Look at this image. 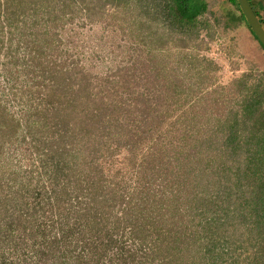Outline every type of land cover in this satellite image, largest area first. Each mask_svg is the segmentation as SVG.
<instances>
[{
  "label": "trees",
  "instance_id": "trees-1",
  "mask_svg": "<svg viewBox=\"0 0 264 264\" xmlns=\"http://www.w3.org/2000/svg\"><path fill=\"white\" fill-rule=\"evenodd\" d=\"M99 1L133 6L138 30L169 32L184 50L216 24L246 31L264 54L236 0L217 11L207 0ZM94 2L83 0L85 10ZM51 16L49 40L40 42L29 38L33 21L28 27L0 3V84L17 90L8 100L0 91V158L8 142L15 151L26 146L33 165L22 174L37 181L35 192L30 183L7 191L0 176V264H264L258 69L231 82L228 111L224 98L204 90L212 62L191 53L163 67L134 61L110 94L74 69L70 37L59 54L57 32L72 21ZM20 51V61L11 57ZM33 84L39 104H32Z\"/></svg>",
  "mask_w": 264,
  "mask_h": 264
},
{
  "label": "rangeland",
  "instance_id": "rangeland-1",
  "mask_svg": "<svg viewBox=\"0 0 264 264\" xmlns=\"http://www.w3.org/2000/svg\"><path fill=\"white\" fill-rule=\"evenodd\" d=\"M207 1L213 11H217L220 7H227L228 4L227 0ZM3 2L14 12L15 18L18 20L24 18L21 21L27 22L28 27H31L30 21L35 23L32 27L35 35L32 34V37L29 38L39 37L40 42H48L49 39L43 37V34L44 30L52 25L46 19L45 14L54 17L61 16L72 21L71 25L58 30L57 34L60 39L58 41L55 39L53 44L59 45V42L63 41V45L61 42L57 48L60 54V52L66 51L65 40L70 37L73 51L70 61H75L74 69L82 70L89 81H94L97 86L99 85L101 89L107 90L110 94L114 93L118 87L114 78H117L123 67L136 60L154 62L155 66L163 67L166 63L171 64V62L176 61L180 52L183 55L191 53L198 59L204 58L212 62L208 70L202 74V77H205L203 79L205 82L204 90L211 91V97L214 100L219 99V97L224 98L226 103L223 104L222 109L225 111L234 109L233 100L236 92L231 91L232 88L229 87L233 80L238 79L243 73H247L251 66H255L262 77L264 76V54L258 45L250 40L248 33L242 29L223 30L221 26L213 24L212 17L209 18V22L213 26L207 27L193 44L188 42L184 50L182 49L183 46L181 48L182 40L173 37L169 32L156 31L153 26L138 30L137 24H135L136 12L133 10V6L115 7V5L103 4L99 0H95L89 11H86L83 0H0L1 5ZM18 26L19 30L25 28L20 21H18ZM4 38L6 39L7 35ZM140 41L144 43L142 44ZM13 42L12 47H16L15 41ZM149 51H153L152 57H149ZM22 55L23 51H20L18 54L13 53L11 57L13 56L14 59L19 57L17 60L20 61ZM31 76L34 78L36 75ZM194 78V87L198 89L199 87L195 83L201 78L199 76ZM38 80H33L31 83ZM9 88V86L4 88L3 83L0 84V91L3 92L2 95H4L5 100L11 99L17 91L14 89L11 92ZM39 88L34 84L31 85L30 89L34 92L33 99L26 95L32 99L34 102L32 104H39L36 95V92L40 91ZM215 89L218 92H215ZM26 91H29V88H26ZM12 106L15 107L14 104ZM218 107L221 108V104L216 103L214 109L221 113L222 111ZM15 111L18 112L17 109ZM209 123L210 127L217 125L215 120ZM22 147V151L20 148L15 151L10 142L4 147V154L0 158V176L4 175L1 182L7 184L4 186L6 190L8 185H11L9 187L11 191L16 186L29 189V183L30 188L36 186V177L28 181L29 179L22 174L23 171L33 165V157L26 156L29 155V149L26 146ZM14 173L20 174L16 176ZM9 174L13 179H16L15 185L13 182L9 183ZM134 186L130 187V191L133 190ZM31 190L34 191V188Z\"/></svg>",
  "mask_w": 264,
  "mask_h": 264
},
{
  "label": "water",
  "instance_id": "water-1",
  "mask_svg": "<svg viewBox=\"0 0 264 264\" xmlns=\"http://www.w3.org/2000/svg\"><path fill=\"white\" fill-rule=\"evenodd\" d=\"M239 10L243 15L246 24L248 25L250 31L256 37L258 42L264 48V27L260 23L258 17L253 11L248 0H236Z\"/></svg>",
  "mask_w": 264,
  "mask_h": 264
},
{
  "label": "crops",
  "instance_id": "crops-1",
  "mask_svg": "<svg viewBox=\"0 0 264 264\" xmlns=\"http://www.w3.org/2000/svg\"><path fill=\"white\" fill-rule=\"evenodd\" d=\"M253 3V10L257 12L258 17L264 22V0H251Z\"/></svg>",
  "mask_w": 264,
  "mask_h": 264
},
{
  "label": "clouds",
  "instance_id": "clouds-1",
  "mask_svg": "<svg viewBox=\"0 0 264 264\" xmlns=\"http://www.w3.org/2000/svg\"><path fill=\"white\" fill-rule=\"evenodd\" d=\"M253 9V8H252ZM254 11V10H253ZM255 12V11H254ZM259 19V18H258Z\"/></svg>",
  "mask_w": 264,
  "mask_h": 264
}]
</instances>
